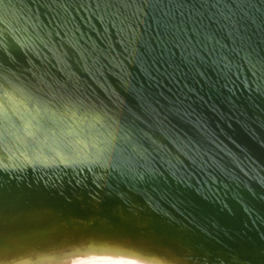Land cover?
Segmentation results:
<instances>
[{
    "label": "bare ground",
    "instance_id": "bare-ground-1",
    "mask_svg": "<svg viewBox=\"0 0 264 264\" xmlns=\"http://www.w3.org/2000/svg\"><path fill=\"white\" fill-rule=\"evenodd\" d=\"M0 234L264 264V0H0Z\"/></svg>",
    "mask_w": 264,
    "mask_h": 264
},
{
    "label": "snow or ice",
    "instance_id": "snow-or-ice-1",
    "mask_svg": "<svg viewBox=\"0 0 264 264\" xmlns=\"http://www.w3.org/2000/svg\"><path fill=\"white\" fill-rule=\"evenodd\" d=\"M96 251L104 255L99 261H93L91 264H167V253L147 243L106 247ZM0 264H60V262L52 259L51 254L45 250L14 249L0 234Z\"/></svg>",
    "mask_w": 264,
    "mask_h": 264
},
{
    "label": "water",
    "instance_id": "water-1",
    "mask_svg": "<svg viewBox=\"0 0 264 264\" xmlns=\"http://www.w3.org/2000/svg\"><path fill=\"white\" fill-rule=\"evenodd\" d=\"M158 55V54H157Z\"/></svg>",
    "mask_w": 264,
    "mask_h": 264
}]
</instances>
